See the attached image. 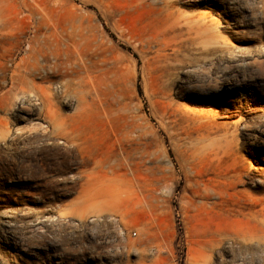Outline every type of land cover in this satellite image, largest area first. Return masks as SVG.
I'll list each match as a JSON object with an SVG mask.
<instances>
[{
    "label": "rangeland",
    "instance_id": "1",
    "mask_svg": "<svg viewBox=\"0 0 264 264\" xmlns=\"http://www.w3.org/2000/svg\"><path fill=\"white\" fill-rule=\"evenodd\" d=\"M0 264H264V0H0Z\"/></svg>",
    "mask_w": 264,
    "mask_h": 264
},
{
    "label": "bare ground",
    "instance_id": "2",
    "mask_svg": "<svg viewBox=\"0 0 264 264\" xmlns=\"http://www.w3.org/2000/svg\"><path fill=\"white\" fill-rule=\"evenodd\" d=\"M1 26H2L1 28H5V27H8V26H9V24H7V23H5V24H2V23H1ZM56 126H57V124H56ZM56 126L54 125V128H55Z\"/></svg>",
    "mask_w": 264,
    "mask_h": 264
},
{
    "label": "built area",
    "instance_id": "3",
    "mask_svg": "<svg viewBox=\"0 0 264 264\" xmlns=\"http://www.w3.org/2000/svg\"><path fill=\"white\" fill-rule=\"evenodd\" d=\"M132 234H133V235H135L136 233H135V232H133Z\"/></svg>",
    "mask_w": 264,
    "mask_h": 264
}]
</instances>
